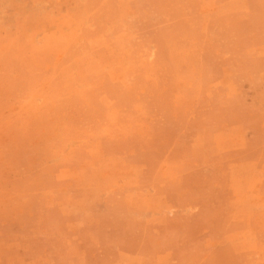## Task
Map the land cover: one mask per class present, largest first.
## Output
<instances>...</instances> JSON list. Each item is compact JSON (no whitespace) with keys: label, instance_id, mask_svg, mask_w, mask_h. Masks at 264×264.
Masks as SVG:
<instances>
[{"label":"rangeland","instance_id":"rangeland-1","mask_svg":"<svg viewBox=\"0 0 264 264\" xmlns=\"http://www.w3.org/2000/svg\"><path fill=\"white\" fill-rule=\"evenodd\" d=\"M261 43L264 0H0V264H264Z\"/></svg>","mask_w":264,"mask_h":264},{"label":"crops","instance_id":"crops-1","mask_svg":"<svg viewBox=\"0 0 264 264\" xmlns=\"http://www.w3.org/2000/svg\"><path fill=\"white\" fill-rule=\"evenodd\" d=\"M235 13V12H234ZM242 12H240L239 14H241ZM233 14V13H232ZM244 14H247V15H251L252 14V11L249 9H247L245 12H244ZM262 42H263V40H262ZM262 44H264V43H261L258 47H260V48H263V45ZM259 48V49H260ZM258 57H259V52H258ZM260 61H261V65H262V67H264V59L263 60H260L259 58H258V60H257V62H258V64H260ZM261 72H264L263 70L261 71ZM263 74L264 73H260L259 72V77L258 78H261V76H263ZM264 77V76H263ZM222 131L224 132V133H227V130H226V128H224V129H222ZM232 149H226L225 151H227V152H232L231 151ZM171 206H172V204H171ZM179 206V205H178ZM165 219H194V217H183L182 215H179L178 214V212L177 211H175L174 212V214H172V216H169V217H167L166 216V218Z\"/></svg>","mask_w":264,"mask_h":264}]
</instances>
